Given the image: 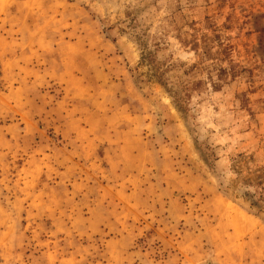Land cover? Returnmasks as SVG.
<instances>
[{"label": "rangeland", "instance_id": "obj_1", "mask_svg": "<svg viewBox=\"0 0 264 264\" xmlns=\"http://www.w3.org/2000/svg\"><path fill=\"white\" fill-rule=\"evenodd\" d=\"M0 264H264V0H0Z\"/></svg>", "mask_w": 264, "mask_h": 264}, {"label": "trees", "instance_id": "obj_2", "mask_svg": "<svg viewBox=\"0 0 264 264\" xmlns=\"http://www.w3.org/2000/svg\"><path fill=\"white\" fill-rule=\"evenodd\" d=\"M150 54H151V51L148 50L147 46L144 45L141 47L142 61L146 60L148 61V63H151ZM154 61L155 60H152V66L150 65L152 69L154 70V73L152 75L155 77V79L158 82H160V84H162L165 87V89L170 93V95L174 98V100H178L180 98L179 91L173 90V88L171 86H168V84L162 79L163 70H161V68ZM197 148L199 151H201V144L199 143V140H198Z\"/></svg>", "mask_w": 264, "mask_h": 264}, {"label": "bare ground", "instance_id": "obj_3", "mask_svg": "<svg viewBox=\"0 0 264 264\" xmlns=\"http://www.w3.org/2000/svg\"><path fill=\"white\" fill-rule=\"evenodd\" d=\"M236 221V219H234Z\"/></svg>", "mask_w": 264, "mask_h": 264}]
</instances>
